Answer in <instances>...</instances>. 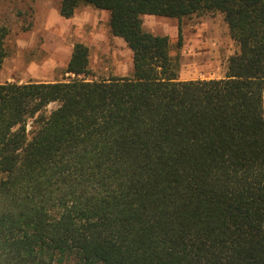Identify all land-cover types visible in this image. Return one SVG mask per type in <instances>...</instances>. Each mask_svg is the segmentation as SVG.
<instances>
[{
  "label": "trees",
  "instance_id": "1",
  "mask_svg": "<svg viewBox=\"0 0 264 264\" xmlns=\"http://www.w3.org/2000/svg\"><path fill=\"white\" fill-rule=\"evenodd\" d=\"M82 4L109 12L133 74L88 78L79 42L75 77L0 83V264H264V0H62L61 16ZM215 12L239 50L225 77L182 80L144 16Z\"/></svg>",
  "mask_w": 264,
  "mask_h": 264
},
{
  "label": "rangeland",
  "instance_id": "2",
  "mask_svg": "<svg viewBox=\"0 0 264 264\" xmlns=\"http://www.w3.org/2000/svg\"><path fill=\"white\" fill-rule=\"evenodd\" d=\"M61 1L0 0V25L9 30V55L0 67V83L67 81L75 77L65 69L79 42L90 49L92 74L88 78L133 73L126 42L111 34L107 13L82 4L75 17L66 19L60 14ZM144 26L169 37L171 54L180 60V78L183 72L196 79L223 78L229 58L239 50L220 12L181 20L149 15L144 16ZM54 107L56 104L50 106Z\"/></svg>",
  "mask_w": 264,
  "mask_h": 264
},
{
  "label": "crops",
  "instance_id": "3",
  "mask_svg": "<svg viewBox=\"0 0 264 264\" xmlns=\"http://www.w3.org/2000/svg\"><path fill=\"white\" fill-rule=\"evenodd\" d=\"M98 11H103V12H106L107 14V19H108V21H109V17H110V15H109V12L108 11H106V10H98ZM76 16V13H75V15H74V17ZM147 16H149V15H147ZM70 19V18H69ZM126 50L127 51H129V53H130V55H131V60H133V54H132V51H131V49L128 47V45L126 44ZM133 68H134V66H133V61H131V71L133 70ZM133 74V73H132ZM131 74V75H132ZM131 75H128V76H131ZM181 79L182 80H194V79H196L195 77H193V76H189V75H185V73L183 72V73H181Z\"/></svg>",
  "mask_w": 264,
  "mask_h": 264
}]
</instances>
